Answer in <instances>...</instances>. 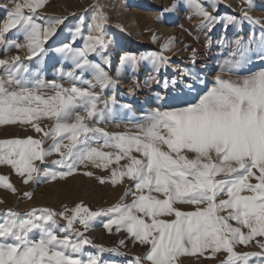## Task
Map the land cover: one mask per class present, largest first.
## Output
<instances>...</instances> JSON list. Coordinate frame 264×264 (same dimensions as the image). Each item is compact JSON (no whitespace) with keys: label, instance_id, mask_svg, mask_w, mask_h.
Wrapping results in <instances>:
<instances>
[{"label":"snow or ice","instance_id":"6c2138e0","mask_svg":"<svg viewBox=\"0 0 264 264\" xmlns=\"http://www.w3.org/2000/svg\"><path fill=\"white\" fill-rule=\"evenodd\" d=\"M48 2L11 0V7L3 8L0 46L26 49L28 55L0 58V126L27 125L41 135L0 139V165L11 167L24 184L64 180L79 174L81 166L109 170V175L96 177L101 184L116 186L125 178L132 183L117 203L95 211L82 201L59 212L47 207L0 211V264H117L105 261L102 254L122 256L125 240L111 248L94 243L86 233L97 218H106L103 228L109 233L123 229L145 248L127 264H183L184 257L219 259V264H264V67L252 69L256 63L264 65V17L252 15L255 0H245L239 17L213 15L205 7L208 0H173L163 10L161 16L186 6L201 17L197 27L209 32L217 24L225 30L244 23L253 26L246 39L237 36L230 42L226 61L228 73L243 70L245 74L217 75L209 87L204 78L181 70L179 80L162 82L164 89L187 78L198 79L206 90L197 93L195 102L177 98L151 109L134 132H109L96 126L112 116L117 105L116 81L106 55L113 42L107 34L109 16L99 3L79 14L71 32L73 44L83 39V46L64 44L56 49L72 62L71 70L59 73L61 79L71 81L70 87L46 81L40 68L25 63L33 58L43 63L49 51L46 44L68 19L39 12ZM219 2L212 0L214 12L219 11ZM12 30L23 36V44L7 38ZM152 40L159 36L153 33ZM174 43L168 37L158 52H124L116 71L136 70L148 62L159 74L169 65L170 57L164 53ZM196 53L192 49L193 64ZM149 79L161 83L156 75ZM184 87L193 90L192 84ZM109 88L113 94L105 98ZM129 91L134 94L135 87ZM122 107L131 109L128 104ZM43 119L53 121L52 125L42 126ZM48 139L52 143L44 147ZM53 153L58 158L45 166ZM0 187L17 192L7 175L0 174ZM129 196L131 202L125 203ZM31 197V192L23 193V198ZM237 246L256 250L237 251ZM89 247L95 251H87Z\"/></svg>","mask_w":264,"mask_h":264},{"label":"rangeland","instance_id":"374dc122","mask_svg":"<svg viewBox=\"0 0 264 264\" xmlns=\"http://www.w3.org/2000/svg\"><path fill=\"white\" fill-rule=\"evenodd\" d=\"M256 7L252 10V15L257 17H264V3L261 0H255ZM99 3L103 6L104 11L109 16V27L107 34L112 39V44L106 52L111 59V64L108 66L110 74L116 81L115 98L117 105L112 116L103 120L96 126L102 127L109 132H123V131H137L136 125L142 123V116L151 109L167 106L168 103L174 99H183L188 102H195L198 99L197 93L206 90L204 85L199 83V80L184 79L175 87L171 86L166 90L163 88V81L168 79H180V71L183 69L190 70L194 76L204 78L207 85L210 87L214 78L217 75H224L227 77L231 75L235 78L236 75H243L242 70L239 73H228L226 61L230 58L232 51L231 41L237 36H242L245 39L254 31L253 26L244 23L242 26H229L227 30L223 28L222 24H217L212 31L207 29H200L197 27L201 17L192 14L191 10L186 6L177 8L171 13H161L164 9L171 7L173 0H49L46 6L38 9L49 16H66L68 19L61 25L56 34L50 38L46 47L49 49L47 55L44 57L43 63L36 58L31 61L25 60L29 67L41 69L43 78L46 81L56 80L62 83L65 87L71 86V81L68 78L61 79L60 71L67 72L72 69V62L66 60L64 56L56 51L64 44H73L71 32L75 25L79 22V14L83 13L90 5ZM212 0H208L205 7L213 15H233L239 17L241 6L244 5L245 0H220L219 11L214 12L211 7ZM11 7V0H0V24L6 18V13L3 8ZM135 14L131 13V10ZM76 13V16L71 15ZM91 13L86 14V18L90 21ZM122 26V29L117 27ZM170 30V34H166L164 29ZM153 33L159 36V40L153 42ZM85 35L87 31L85 30ZM257 38L259 37V29H255ZM166 35V36H165ZM173 37L174 45L170 51L164 54L170 57L169 65L162 68L159 74L153 72L152 66L148 62H142L138 69L133 70L130 67L124 68L117 72L119 65V56L124 52H132L137 55L146 54L149 52L160 51V45L166 38ZM8 39L17 41L23 44V36L12 30ZM221 39L226 42L219 43ZM209 40L211 41L209 43ZM83 39H77L73 44L74 47H82ZM131 45V46H130ZM187 46V47H186ZM192 49H196L195 64L192 61ZM19 54L21 57L28 55L26 49L17 50L16 48H4L0 46V58H6L12 55ZM205 54V55H204ZM203 56V57H202ZM90 59L98 60L96 56H91ZM204 59L205 64L203 65ZM259 67H264L256 63L252 66L255 70ZM79 74V73H77ZM156 75L161 83H155L149 78ZM86 79H91L90 75L85 76ZM138 84V87H137ZM184 84H192L193 90L189 91L184 87ZM80 86V85H78ZM135 87L134 94L130 93V89ZM45 91H51L46 89ZM113 94V89L105 90L104 97L107 98ZM159 97H164L161 101ZM131 105V109H125L122 105ZM53 121L43 119L42 126H51ZM91 123H95L94 121ZM91 126V124H90ZM32 135L40 138L41 134L35 133L27 125H12L0 126V139L11 138L15 136L25 137ZM51 139H48L43 145L47 147L51 144ZM97 146V145H94ZM105 151H114L111 148L103 149ZM58 158L56 153L46 157V165L51 164V161ZM125 161H120L123 164ZM39 163V162H37ZM85 171H92L93 176L89 177L83 175ZM0 174L7 175L10 182L17 188V192L13 193L0 187V211L11 208L19 212H24L32 207H47L62 211L65 207L71 209L77 203L83 202L91 210L95 211L100 208H107L117 203L119 198L124 195L126 188L131 185V181L127 178L123 183L113 186L111 183L101 184L96 177L109 175L107 169H96L91 166L84 168L81 166L79 174H74L70 178L56 181H42L39 184L29 182L24 184L22 178L16 174L11 167L0 165ZM24 192H31V198H23ZM132 197H127L125 203L131 202ZM184 210H190L188 205H178ZM57 219H60L57 217ZM106 218H97L93 222L92 229L86 233L89 235L94 243L103 244L111 248L118 246V241L125 240L124 247L120 248L123 253L122 256H117L113 253H104L103 259L105 261L115 260L117 264H127V261L137 255L144 253L145 248L138 242L134 243L127 233L122 229L116 233L113 229L109 233L103 228V222ZM60 223L64 221L60 219ZM77 227H80L77 225ZM98 231L101 233L99 236ZM104 236V237H103ZM101 237V238H100ZM237 251H253L252 247L245 248L244 246H237ZM87 251L94 252L91 247ZM224 253L218 254L222 259ZM183 264H219V259H210L206 257H184Z\"/></svg>","mask_w":264,"mask_h":264},{"label":"bare ground","instance_id":"6f19581e","mask_svg":"<svg viewBox=\"0 0 264 264\" xmlns=\"http://www.w3.org/2000/svg\"><path fill=\"white\" fill-rule=\"evenodd\" d=\"M135 11H136V10H135ZM135 11H134V9H133V11L131 10V13H132V14H135ZM5 19H6V18H5ZM164 31H165L166 34H170V33H171L170 30L167 29V28H165ZM165 36H166V35H165ZM130 46H131V45H130ZM204 55H205V54H204ZM202 57H203V56H202ZM205 61H206V60L204 59V61L202 62L203 65L205 64ZM98 234H99V236H101V233H100L99 231H98ZM103 237H104V236H103ZM100 238H101V237H100Z\"/></svg>","mask_w":264,"mask_h":264}]
</instances>
